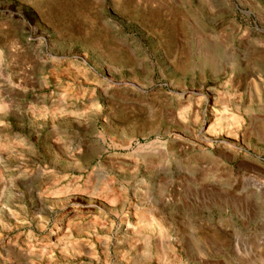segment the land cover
<instances>
[{
    "label": "rangeland",
    "instance_id": "1",
    "mask_svg": "<svg viewBox=\"0 0 264 264\" xmlns=\"http://www.w3.org/2000/svg\"><path fill=\"white\" fill-rule=\"evenodd\" d=\"M0 264H264V0H0Z\"/></svg>",
    "mask_w": 264,
    "mask_h": 264
}]
</instances>
